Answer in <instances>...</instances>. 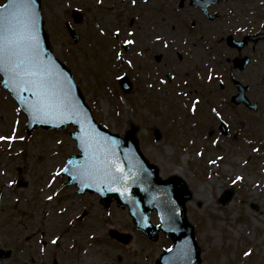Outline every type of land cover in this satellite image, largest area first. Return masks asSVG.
<instances>
[{
    "label": "rangeland",
    "instance_id": "374dc122",
    "mask_svg": "<svg viewBox=\"0 0 264 264\" xmlns=\"http://www.w3.org/2000/svg\"><path fill=\"white\" fill-rule=\"evenodd\" d=\"M109 4L40 0L52 52L72 72L101 126L123 135L135 125L139 148L160 177L185 180L199 264H264V66L230 73L216 50L219 41L208 34L205 43L193 35L198 43L187 52L184 24L166 23L158 34L161 24L132 18L126 0L123 7ZM115 28L120 35L114 39ZM125 40L134 41L127 50ZM164 45L170 52L156 61L153 52ZM122 75L131 82L129 91L118 84ZM231 77L251 83L254 112L230 101ZM72 130L27 133L24 114L0 86V136L14 137L0 140V248L11 251L3 264H51L53 258L58 264H155L169 246L167 236L149 240L126 208L115 202L104 207L98 195L65 183L61 169L77 153ZM227 189L232 197L221 204ZM150 218L157 223L155 213Z\"/></svg>",
    "mask_w": 264,
    "mask_h": 264
},
{
    "label": "water",
    "instance_id": "95a60500",
    "mask_svg": "<svg viewBox=\"0 0 264 264\" xmlns=\"http://www.w3.org/2000/svg\"><path fill=\"white\" fill-rule=\"evenodd\" d=\"M0 6V27H6L13 22L15 10L10 0H4ZM32 9L37 14L36 35L41 58L53 66L64 89L69 91V98L75 104L78 115L67 121L57 117H35L30 110V105L35 102V89L17 86L8 75L0 73V85L9 91L26 116V132L31 133L36 127L51 130L74 126L70 136L75 140L79 153L69 156L61 170L67 176L66 183L74 184L78 193H97L105 207L112 201L119 207H126L136 229L149 239L156 240L159 233L166 235L171 244L159 253L155 264H199L200 247L195 239L193 225L186 216L185 203L192 195L187 183L176 174L167 178L160 177L158 167L145 158L138 146L135 125L121 136L105 129L93 119L72 72L51 50L40 0H33ZM68 31L76 41L78 36L70 26ZM120 86L123 91L130 90L131 84L126 76L120 79ZM238 88L239 94L232 97V100L235 103L242 100L247 106L255 108L241 95L243 88ZM154 135L158 137L156 133ZM89 137L93 138L91 144ZM230 197L232 191L227 189L220 196L219 202L225 204ZM152 212L157 214L159 223L151 221ZM110 234L117 240L126 241L119 233L111 231ZM8 254V251L0 250V264L2 257Z\"/></svg>",
    "mask_w": 264,
    "mask_h": 264
},
{
    "label": "flooded vegetation",
    "instance_id": "af4514ba",
    "mask_svg": "<svg viewBox=\"0 0 264 264\" xmlns=\"http://www.w3.org/2000/svg\"><path fill=\"white\" fill-rule=\"evenodd\" d=\"M108 1L111 8L116 7L117 1V7H123L124 0ZM126 1L134 10L132 18L146 17L157 22L156 24H161L155 28L158 34L161 27H166V23L184 24L187 30V36H183L185 45H190L187 52H192L191 47L198 43L194 41L193 35H198L197 40L202 38L203 43L206 40L204 34L211 36L212 41L218 40L216 50L224 53L230 73L249 70L252 65L264 66V0H136L135 3L132 0ZM117 29L112 30L114 39L120 35V29L119 32ZM122 48L127 50V44L123 43ZM158 50L153 52L156 61L166 51L170 52L167 45ZM258 57L263 62L256 63ZM230 82L235 88L230 98L239 94L240 86L243 88L241 95L251 101L247 96L252 87L251 83H243L232 77Z\"/></svg>",
    "mask_w": 264,
    "mask_h": 264
},
{
    "label": "snow or ice",
    "instance_id": "6c2138e0",
    "mask_svg": "<svg viewBox=\"0 0 264 264\" xmlns=\"http://www.w3.org/2000/svg\"><path fill=\"white\" fill-rule=\"evenodd\" d=\"M132 2L135 3L136 0ZM10 3L15 10L13 22L6 27H0V73L8 75L17 86H30L28 90L35 89V102L30 105L35 117H57L65 121L75 119L78 112L69 98V91L64 89L53 66L41 58L42 52L36 35L37 14L32 9L33 0H10ZM133 42L124 41L125 44ZM5 139L11 140L14 137L0 136V140ZM88 141L93 143V138L89 137ZM239 179L241 177H237ZM250 254L251 249L244 253L245 256Z\"/></svg>",
    "mask_w": 264,
    "mask_h": 264
}]
</instances>
